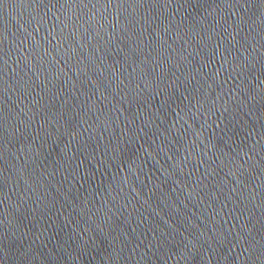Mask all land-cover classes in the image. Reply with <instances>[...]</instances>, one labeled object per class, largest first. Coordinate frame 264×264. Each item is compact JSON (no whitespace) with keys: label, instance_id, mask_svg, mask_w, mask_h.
Listing matches in <instances>:
<instances>
[{"label":"water","instance_id":"1","mask_svg":"<svg viewBox=\"0 0 264 264\" xmlns=\"http://www.w3.org/2000/svg\"><path fill=\"white\" fill-rule=\"evenodd\" d=\"M0 264H264V0H0Z\"/></svg>","mask_w":264,"mask_h":264}]
</instances>
